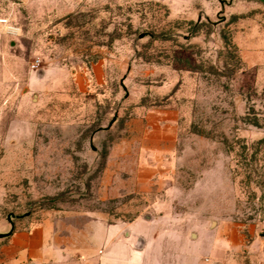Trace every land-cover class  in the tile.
<instances>
[{"label": "rangeland", "instance_id": "1", "mask_svg": "<svg viewBox=\"0 0 264 264\" xmlns=\"http://www.w3.org/2000/svg\"><path fill=\"white\" fill-rule=\"evenodd\" d=\"M99 222L258 242L263 1L0 0V264Z\"/></svg>", "mask_w": 264, "mask_h": 264}, {"label": "crops", "instance_id": "2", "mask_svg": "<svg viewBox=\"0 0 264 264\" xmlns=\"http://www.w3.org/2000/svg\"><path fill=\"white\" fill-rule=\"evenodd\" d=\"M20 1L50 6L53 3L66 5L67 0ZM64 8L57 10H71ZM161 224L123 226L99 222L86 225L73 237H55L45 225L32 232L10 236L9 244L3 247L5 262L26 264L31 259V264H264L261 233L258 242L236 251L233 242L228 241L223 247L216 239L207 237L194 246H186L179 235L150 237L153 229L162 227ZM202 248L205 253L199 251Z\"/></svg>", "mask_w": 264, "mask_h": 264}, {"label": "built area", "instance_id": "3", "mask_svg": "<svg viewBox=\"0 0 264 264\" xmlns=\"http://www.w3.org/2000/svg\"><path fill=\"white\" fill-rule=\"evenodd\" d=\"M12 30H15V29H12ZM39 61H40V59H37L34 63H33V67H36V66H38V63H39Z\"/></svg>", "mask_w": 264, "mask_h": 264}, {"label": "water", "instance_id": "4", "mask_svg": "<svg viewBox=\"0 0 264 264\" xmlns=\"http://www.w3.org/2000/svg\"><path fill=\"white\" fill-rule=\"evenodd\" d=\"M261 1L264 2V0H261ZM260 237H261V238H264V233H261V234H260Z\"/></svg>", "mask_w": 264, "mask_h": 264}]
</instances>
